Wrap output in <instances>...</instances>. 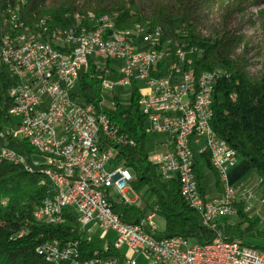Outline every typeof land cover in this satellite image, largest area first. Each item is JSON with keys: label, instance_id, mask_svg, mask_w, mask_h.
Listing matches in <instances>:
<instances>
[{"label": "built area", "instance_id": "built-area-1", "mask_svg": "<svg viewBox=\"0 0 264 264\" xmlns=\"http://www.w3.org/2000/svg\"><path fill=\"white\" fill-rule=\"evenodd\" d=\"M20 6L19 11H11L8 5L0 21V66L6 67L14 81L7 92L13 102L11 134L26 141L36 154L28 159L0 146V161L44 168L59 178L60 190L48 200L51 226L64 224L69 214L77 219L88 244H93L88 227L115 236L113 243L103 247L109 261L97 256L92 262L81 261L80 240L46 241L35 254L59 255L57 264L69 257H78L79 264H137L136 258L122 250L144 257L147 264H264L263 250L231 246L220 233L206 245L181 237L154 238L156 208L142 220L146 232H139L138 224L121 221L114 204L118 200L134 203L126 196L134 176L117 158L119 149L133 142L105 113L81 102L76 93L80 71H86L89 64L100 72L101 110L112 109L105 106L112 102L104 92L114 95L118 87L142 83L137 94L144 132L160 136L163 147L148 160L162 182L177 181L183 201L200 214L204 226L214 229L220 220L237 217L239 205L249 212L256 199L251 188L230 184L228 172L238 157L210 127L215 85L228 80L229 73L195 72L188 58L193 50L164 38L159 28L145 25L144 30L116 37L109 33L115 19L104 21L92 13H77L71 27L40 31L21 20ZM45 36L61 40V48H47ZM204 154L222 185L221 196L215 200L206 198L195 178V161ZM112 161L115 166L108 172ZM53 203H60V210H53ZM38 212L35 209L32 216ZM26 234V229H20L16 238Z\"/></svg>", "mask_w": 264, "mask_h": 264}, {"label": "trees", "instance_id": "trees-1", "mask_svg": "<svg viewBox=\"0 0 264 264\" xmlns=\"http://www.w3.org/2000/svg\"><path fill=\"white\" fill-rule=\"evenodd\" d=\"M264 3V0H252ZM20 6V18L32 26L40 21L51 29L68 28L73 25L74 14L116 16L114 30L124 32L136 25L159 28L166 39L185 44L193 50L188 55L193 69L227 71L228 80L215 85L212 96L213 117L210 127L237 157L249 164L259 180L264 193V72L253 78L248 72L245 54H236L240 39L231 36L223 23L217 27L207 26L205 10L210 3L205 0H0V21L8 5L13 10ZM264 20V17L261 18ZM116 28V29H115ZM264 44V22L261 26ZM209 31L203 36L202 32ZM100 72L89 64L77 86V97L86 104L105 113L133 142L132 146L119 149L117 161L134 176L132 190H145L148 198L146 212L134 203L114 204V212L127 224H140L147 212L157 209L156 218L164 222L162 231L153 234L156 239L172 237L188 238L199 245H206L218 233L229 242L248 245V241L264 242V231L258 230L259 220L250 218L244 206H238V222L231 224L226 219L217 222L214 229L202 224L198 212L188 207L179 192L177 181L162 182L156 168L149 162L145 149L147 135L144 132L145 118L138 106L136 84L131 85V97L111 99L112 109L99 108L103 96L100 88ZM14 81L5 66H0V146L7 147L20 156L31 158L36 153L26 142L12 134L13 122L9 111L13 102L7 92ZM211 171L207 154L195 161L194 173L198 186L205 171ZM38 173L30 174L23 167L0 161V264H42L35 249L46 241L80 240L83 259L101 256L94 244L86 243L77 219L69 214L59 226L37 223L32 213L45 199L50 198L48 183L41 186ZM203 192V191H202ZM155 218V219H156ZM20 229L27 234L16 238ZM250 246V245H248ZM264 251V247L252 246Z\"/></svg>", "mask_w": 264, "mask_h": 264}, {"label": "rangeland", "instance_id": "rangeland-1", "mask_svg": "<svg viewBox=\"0 0 264 264\" xmlns=\"http://www.w3.org/2000/svg\"><path fill=\"white\" fill-rule=\"evenodd\" d=\"M210 3L208 9L205 10L207 14V26H219L223 23L226 25V31L231 36L238 38L241 42L238 44L236 54H245V58L248 62L247 72L253 78H259L264 72V44L262 34V24L264 20V3H254L252 0H205ZM209 31H203L202 35H208ZM85 73V68L80 71V76ZM143 84L137 83L136 89H142ZM132 91L129 87H118L114 91V95L104 92L103 95L111 100L116 97L121 100H128L131 97ZM105 106L112 108L110 101L105 103ZM155 135H147L145 141V149L149 156L153 153L158 152L159 147L155 146V142L158 140ZM115 166V162H110L106 170L111 172ZM232 185L234 187L241 186L243 189L251 188L255 191L256 199L255 203L252 204V209L247 212V216L250 218L258 219L259 225L258 230H264V193L259 188V180L255 172L250 169L246 174L233 180ZM201 188L205 192V196L208 200H215L220 198L222 185L218 184L215 175L211 171H205L201 180ZM126 196L133 202L132 199L135 197L134 204L141 210H146L148 195L145 190H129ZM119 197L115 200H118ZM118 202H120L118 200ZM147 211V210H146ZM145 211V212H146ZM228 223L234 224L238 222V218L226 219ZM157 226V232L162 231L164 228V222L160 218L155 219ZM87 230L91 231L89 235L91 242L95 247L103 248L107 242L113 243L115 236L112 232H103L95 230L93 227H88ZM247 243H250L249 241ZM264 243V242H262ZM129 258H136L137 264H147L146 260L142 256H134L133 254L122 250Z\"/></svg>", "mask_w": 264, "mask_h": 264}, {"label": "bare ground", "instance_id": "bare-ground-1", "mask_svg": "<svg viewBox=\"0 0 264 264\" xmlns=\"http://www.w3.org/2000/svg\"><path fill=\"white\" fill-rule=\"evenodd\" d=\"M11 11H19V6L17 5L13 10ZM83 15H90V14H83ZM98 18H103L104 21H114L116 16H101ZM33 28H38L40 31H48V26L43 21H40L39 23L33 25ZM116 29V28H115ZM145 25H136L131 30H125L124 32L116 31L114 30V25H109V33L112 36L116 37H123L124 33H131L133 30H144ZM45 45H47V48H53V49H60L61 48V40H54V37L52 36H45ZM217 75H224V72L221 70H216ZM24 170H26L28 173H38L40 176V185H45L46 183L49 184L51 188V197L50 198H56L57 190H60V180L56 175H52L51 172L47 171L44 168H30L23 167ZM50 198L45 199L39 206H37L35 209H39V212L36 216H33L34 220L37 223H43V224H50V218L51 217V204L48 202ZM53 210H60V203H53ZM138 230L139 232H146V221H142L140 224H138ZM231 246H238V248H247L245 245H240L238 243L231 242ZM101 252V256H97V259L101 261H109V253L106 250H103V248H98ZM37 257H39L42 261V264H57L59 262V255H50V257H46L43 254H36ZM78 257L81 259V261L84 262H92L93 257L83 259L80 250H78ZM78 257H69V259H60V264H79Z\"/></svg>", "mask_w": 264, "mask_h": 264}, {"label": "crops", "instance_id": "crops-1", "mask_svg": "<svg viewBox=\"0 0 264 264\" xmlns=\"http://www.w3.org/2000/svg\"><path fill=\"white\" fill-rule=\"evenodd\" d=\"M157 136V135H155ZM158 140L155 142V146L159 147L160 150H163V147L161 145V141L162 138L160 136H157ZM250 166L248 163H246L245 161L241 160V159H237V163L236 165L231 168L228 172V179L230 184L232 185L233 180L239 178L240 176H243L244 174H246L249 170H250ZM133 202L134 200H137V198L135 197L134 199H132ZM255 202H253L254 204ZM260 231H264V230H260ZM250 243H248V245L250 246H259V247H264V243L262 242H257V241H249Z\"/></svg>", "mask_w": 264, "mask_h": 264}]
</instances>
